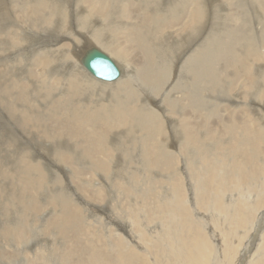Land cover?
Instances as JSON below:
<instances>
[{
    "label": "bare ground",
    "instance_id": "6f19581e",
    "mask_svg": "<svg viewBox=\"0 0 264 264\" xmlns=\"http://www.w3.org/2000/svg\"><path fill=\"white\" fill-rule=\"evenodd\" d=\"M241 7L246 8V16L239 15ZM244 27L251 31L243 33ZM101 48L111 53L121 71L111 82L85 71L86 55ZM261 49L264 0H0V253L9 251L3 241L16 247L15 243L34 239L24 251L30 250L33 257L21 259L20 264H61L51 249L70 240L71 232L85 234L87 225L80 215L84 207L59 171L64 175L69 169L75 187L87 192L90 179L84 177L82 184L78 172L93 170L100 179L112 177V185L125 197L137 192L141 180L160 183L163 193L171 197L158 206L165 210L175 199L178 207L170 206V212L179 221L172 227L166 261L153 257L148 261L133 248L137 241L128 244L117 226L111 241L115 252L91 249V261L83 259L79 264L217 263L218 258L211 257L215 246L205 235L200 244V214L191 217L187 203L180 210V186L172 187L179 169L172 160L212 145L210 124H215L213 146L219 149L223 143L233 156L231 172L239 181H247L249 171L254 178L261 168L259 161L264 162ZM217 95L234 99L219 103ZM232 101L245 106L242 113L250 117L238 135L234 121L221 130L216 126L237 116ZM223 169L219 174L227 180ZM184 174L192 191L191 207L200 210V199L206 198V186L212 181L196 185L194 172ZM93 196L88 195L92 200ZM110 197L106 199L112 202ZM222 197L211 200L212 209L224 212L226 219L235 215L242 226L231 237L236 244L230 245L229 252L234 254L222 258L231 257L230 262L239 256L236 263L243 264L247 258L246 264H264V226L260 224L264 211L258 218L254 210L258 202L242 206L233 204L234 196ZM259 197L263 202L264 196ZM242 198L249 197L242 192ZM96 208L101 206L91 205L90 211ZM252 230L263 241L256 245L247 241L237 254L242 238ZM179 235L189 236L190 243L175 242ZM118 241L126 245L125 250H115ZM37 248L51 252L38 256ZM72 259V254H66L65 261L75 264Z\"/></svg>",
    "mask_w": 264,
    "mask_h": 264
},
{
    "label": "rangeland",
    "instance_id": "374dc122",
    "mask_svg": "<svg viewBox=\"0 0 264 264\" xmlns=\"http://www.w3.org/2000/svg\"><path fill=\"white\" fill-rule=\"evenodd\" d=\"M234 11H237V10L235 9ZM240 11H239V15L246 16V8L245 7H241ZM230 23H233V22H230ZM243 30H244L243 33L251 31L249 27H244ZM240 34H242V31H240ZM19 42L21 43V41H19ZM236 42L238 43L239 41H236ZM242 43L245 44L247 42L242 41ZM244 47H245V45H244ZM219 48H220V46L218 47V49ZM100 50L107 53L109 56H111L115 60V62H117V60L111 55V53L104 50V48H101ZM261 53L264 56V49H261ZM208 54H210V53H208ZM208 54H206L205 58L207 61H210ZM78 60H79V58H78ZM261 60H263V62H264V58H261ZM207 64H213V63H207ZM81 65H82L83 69H85L83 64H81ZM85 71L87 73H89L90 75H92L89 71H87V69H85ZM93 77L96 78L97 80H99L97 77H95V76H93ZM101 81H103V80H101ZM237 89H238V86H237ZM217 96H218V102L219 103L222 100L223 101L228 100L227 102H229V100L234 99L232 96H227V97L223 96V98H221L222 96H219V95H217ZM232 104H233V107H236L235 110L232 109V111H234L235 114L237 113L236 114L237 116L236 117L234 116L233 120H229L228 118H225V125L220 127L219 123H217L218 125H216V126H218V130H221V129L225 128L226 123H230L231 121H234L235 126H236L235 130H236V133L238 135L239 133L243 132L244 126L246 123L249 122L248 120L250 119V117L248 118L247 114L242 113L245 106H242V104H241L238 107L237 101H232ZM251 106H252V103H251ZM239 110H241V111H239ZM228 113L230 114L229 111L228 112L223 111V114H225V116H228L229 115ZM251 113H252V110L250 109L249 115H251ZM239 119L242 121H240ZM210 126L212 128L210 132H212L213 136L209 137V142L212 145H208L206 150H205V148H203L204 150L202 149L201 151H198L197 153L193 154V156L191 155L192 157L189 156V154H184V155L175 156L173 158L172 161H174V163H175V165L174 164L173 165L175 166L176 170H177V168L179 169L178 170L179 179L174 181V183H172V187H173V189H175L178 184L180 186L179 195H180V199L183 201L181 204L182 206L180 207V210L181 209L184 210V206L186 205L185 203H187V205L190 207L189 212L191 214V217L195 218L197 216V213L200 214V220L201 221H200L199 226H200V231L203 234L201 237H199L200 242H201L200 244H203L202 243L203 236L205 235L204 236L205 240L207 242L212 243L215 246V248L213 249V252L211 253V257L215 260L218 258L217 263L212 262V260H211V264H224V260H226L225 264H234V263H236V261H239L238 260L239 256L235 258L236 260H234V258H233V260L230 262L228 261V259H230L231 257L227 256V258H224V259L222 257L224 256V254L226 255V253H227V255L234 254L233 252H231V253L229 252L230 245L232 246V244H234V246H235V244H236L232 241L233 239L231 237L235 236L236 230H241L242 226H240V223L238 222V217H235V215H232L233 216L232 218L226 219L224 212L223 213L221 212V214H220V211H217L218 209L216 207H214L215 209H212L213 206L211 205V200H212V202H213V200H216V199L218 200V198H216V197L217 196L221 197L223 195V197H222L223 200L227 199V198L230 199L231 197L234 196V199L236 201L233 202V204H235V203L241 204L242 203V206L246 205V203L248 201H253L254 203L258 202V203H255V205L257 204V206H255L254 210L257 211V213L255 215H257V217L259 218L260 213L262 211H264L263 210L264 209V201L263 202L259 201V199H260L259 196H261V194L264 196V162H263V164H261L262 161H259L258 168L261 167L262 170H260L261 169L260 168L259 171L254 176V178L251 179L252 173L249 171L246 174L247 181L242 180V179H241V181H239V179L237 177L238 175H234V173L231 172V167L234 164L235 160H234L233 156L230 157V155H228V153L225 149V145L223 143L220 144L219 147L222 145L219 148L220 150L218 148L216 149V147L213 146L214 143H217V139H215V138H217V136L215 134L216 129H215V124H210ZM221 138H223V137H221ZM223 139L229 140L230 138L225 137ZM210 147H213L214 149L210 148ZM262 158H264V153H263ZM183 162H184V164H183ZM237 164H239V163H237ZM81 167L83 169H85L86 165L81 166ZM185 168H187L188 171ZM193 168H194V171H192ZM203 168L204 169L207 168L208 171L204 170ZM222 169L224 171V172L223 171L222 172L225 174V177L227 180H224L221 177V174H219V173H221ZM68 171H69V169H65V171L63 172L64 175L60 171H59V174L62 177L61 179L64 180L65 179L64 176H65V177H67L68 182H70V184H72L71 189H70L71 193L78 200V202L84 207V208H82L80 215H81V217L84 218L83 222L87 226H86L85 234L83 233V234H77L76 235V233H77L76 231H75V234L74 233L72 234V232H71L70 236H69L70 240L65 241L62 244H56L55 245L56 247H53L51 249V251L57 255L58 261L62 262L61 264H64V263L69 264L67 261H65L66 254H72V258H73L72 261L75 264H79V263H81L80 261H82L83 259H85L86 261L89 260V262L91 261V259H92L91 252L93 249L99 248V249L103 250L104 252H109L110 254L115 252V251L112 252L113 242H111V241L114 238L113 234H112L113 228H115L117 226L121 228V230L118 232V234L120 233V234H122V237L128 238L127 239V240H129V242L127 241L128 244L133 246L134 244L131 241L132 240L137 241V245H134L133 248H136V250L139 253H141L148 261L150 260V257H153L154 259L160 258L164 261H166L168 259L167 258L169 255L168 251L171 250L172 227L174 228L175 223H177L179 221V218H177V216L176 217L173 216L172 211L170 212V206H173V208L176 209L178 207V204L174 203L175 199L174 200L170 199L171 202H169V207L167 209L162 210L158 206V202H161L162 199L171 197L169 195L170 193H166V192L163 193L164 189H162L160 183L153 185L152 183H149L147 181L146 183L143 184L142 183L143 180H141V182L138 183V185H137V192L135 194H133V196H126L125 197L123 194H121V192H119L117 187L112 185L113 184L112 183V177L111 178L108 177L106 179H105V177H103L102 179L104 181H102V179H100L97 176L98 174L96 175L95 171L84 170L82 172H78V174H80L83 177V179H82L83 181L81 180V183L85 184L84 177L86 178V181L90 179V181H87V183H89L90 189L93 191V193L89 189H87V192H82L80 189L75 187V186H77V185H75L76 184L75 180L72 179L73 178L72 174ZM225 171L230 172L231 175L229 176ZM183 172L184 173L189 172V174L194 172L196 176H194L192 178L193 179L192 182L196 185H199V184L201 185L202 181H204V182L212 181V182H210L209 185L206 186L207 191H208L207 196L208 195L209 196L208 197L206 196V198L203 197L200 199L202 201L201 203H203V206H202L203 209L201 208L200 210H197V211L192 209V207H191L192 203H190V200L192 198V195H191L192 191H189L188 180H187L186 174H184ZM86 173H87V175H85ZM143 174H147V172H143ZM239 175H242V174H239ZM145 176H148V174ZM62 182L65 183V181H62ZM95 184H97L96 187H94ZM125 184H126V182H125ZM212 184H213V187H212ZM148 186L152 187V188L150 189V188H148ZM170 186L171 185L168 184V187H170ZM181 187L184 188V190H181ZM98 188L101 189V190H99L100 193L97 192ZM148 189H150V190H148ZM192 189H194V188H192ZM165 190L168 191L167 189H165ZM242 192H243L244 197H249V198L243 199L242 198ZM107 193H109V194H107ZM114 194H115V196H114ZM88 195L90 197H92L94 195L93 200H92V198L88 197ZM101 195H103L105 198L102 199ZM196 195H197V193H196ZM96 196H98L97 198H99V200L96 199ZM106 196L107 197L111 196L113 198L112 202L108 201L109 199H106L107 198ZM94 198H95V200H94ZM105 199L107 201H105ZM259 203H261V204H259ZM90 204L94 205L96 207L101 206V208H100L101 210L99 208H96L97 210L95 209L94 212H91L90 211V209H91ZM215 212H216V214H215ZM167 213H169L170 216L167 215ZM210 213H211V216H210ZM219 214L222 216H220ZM215 215H217V218ZM221 217H222V219H221ZM260 224L264 226V221L261 222ZM253 230L249 231L251 234L249 233L247 236L245 235L246 238H244L245 237L244 236L242 238V241L240 240L241 241L240 242L241 247L238 249V251H236L237 254L241 253L244 250V246L246 245L247 241L250 242V240H251L253 245L258 244L259 241H263L261 238L262 236L258 235V231H253ZM190 232L192 235H194L195 229H193V231H190ZM166 233H168V234H166ZM107 235L109 236V239H107V237H106ZM51 236H53V235H51ZM175 238H176L175 242L182 239L181 242L187 244L190 241L189 236L184 237L183 235H179V236H176ZM243 239H244V241H243ZM50 240H51V238H50ZM32 241L35 242L34 239H31V242ZM173 241H174V239H173ZM256 241H257V243H256ZM5 243H6V241H3V246H5V249H8L9 251H5L4 249L2 250V252L0 254L5 253L4 254L5 257L0 255L1 256L0 257V264L1 263L7 264V262H8V264H20L21 259L22 260L23 259L28 260L29 257L30 258L33 257V255H32L33 253L28 249L24 253L25 248L30 246L32 243L30 244V243H25V242H18V243H15L16 247H12V246L5 244ZM242 243H243V246H242ZM124 244L125 243H123V245ZM194 247L196 248V244L194 245ZM125 248H126V245L122 246V242L118 241L116 243V247H115L116 251H118V250L122 251V250H125ZM15 249H17V250L15 251ZM141 249L145 250L146 252L145 251L142 252ZM38 250H39V248L36 249V251H37L36 255H38V256L49 255L51 252L45 248L40 249V251H38ZM139 250H141V251H139ZM22 253H23V256H22ZM6 255H8L9 257L8 256L6 257ZM60 255H61V257H60ZM53 257L55 259V256H53ZM221 259H223L222 262H220ZM247 261H248V259L245 258L243 261V264H246ZM89 262L87 264H89ZM47 263L48 262H45V264H47ZM236 264H240V263L237 262Z\"/></svg>",
    "mask_w": 264,
    "mask_h": 264
},
{
    "label": "water",
    "instance_id": "95a60500",
    "mask_svg": "<svg viewBox=\"0 0 264 264\" xmlns=\"http://www.w3.org/2000/svg\"><path fill=\"white\" fill-rule=\"evenodd\" d=\"M87 71L99 79L111 81L121 74L114 59L100 50L94 49L86 55L84 61Z\"/></svg>",
    "mask_w": 264,
    "mask_h": 264
}]
</instances>
